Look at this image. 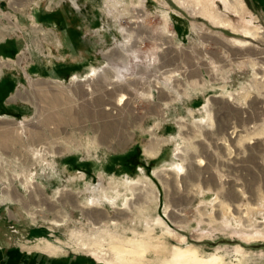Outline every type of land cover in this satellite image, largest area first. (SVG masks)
<instances>
[{"label": "rangeland", "instance_id": "374dc122", "mask_svg": "<svg viewBox=\"0 0 264 264\" xmlns=\"http://www.w3.org/2000/svg\"><path fill=\"white\" fill-rule=\"evenodd\" d=\"M0 32V264H264V0H0Z\"/></svg>", "mask_w": 264, "mask_h": 264}, {"label": "bare ground", "instance_id": "6f19581e", "mask_svg": "<svg viewBox=\"0 0 264 264\" xmlns=\"http://www.w3.org/2000/svg\"><path fill=\"white\" fill-rule=\"evenodd\" d=\"M242 2L239 1L235 4V11L237 13H239V11L242 9ZM228 6L230 7V3L228 2ZM213 14L215 15L214 17H218L220 18L219 20V23L221 25H224L225 27H229L231 28L233 31H244L246 34L245 35H253V36H259L261 33H263L261 30H260V27H256L255 25L252 26L251 28H247L245 30L239 28L238 26H236L233 21L228 18V17H225L222 15V12L221 11H213ZM137 16V15H136ZM135 16V17H136ZM261 37V36H259ZM235 41L240 44H243V45H247L248 43H250V41H245V40H240V39H236L235 38ZM235 42V43H236ZM166 48V47H165ZM172 70V69H170ZM166 72H170L169 70H167ZM165 72V73H166ZM170 73H173V72H170ZM164 74V71L162 72V75ZM116 77V76H114ZM118 77V75H117ZM118 79V78H117ZM82 80V79H81ZM113 81H115V79H113ZM158 83V82H157ZM114 86V84H113ZM113 86H108L107 89H111ZM157 88H161L160 86V83L157 85ZM84 87V86H83ZM92 91V89H89ZM87 90V91H89ZM94 90V89H93ZM91 93V92H90ZM93 93V92H92ZM93 95V94H92ZM151 95V94H150ZM100 103L102 105V108H101V112H100V117L102 118V122L101 125H102V129L103 131H106L108 133V135L112 138V139L108 136V135H99L101 136L99 141L100 142H103V143H111L113 139H116L121 142L120 138L117 137V134H116V129H117V123H116V120H117V117L114 116V112H106L105 110H110V109H116L117 105H121L123 103H125V96L122 95L118 100H117V105H114L112 102L108 103L109 106L106 108L105 107V102L100 99ZM99 103V104H100ZM211 104V102H210ZM106 108V109H105ZM205 108L207 110V112L209 113V118L207 120L211 121L212 118H211V106L209 104L205 105ZM118 109V108H117ZM100 111V110H99ZM88 115V114H87ZM94 125V124H93ZM8 127V126H7ZM99 127V126H98ZM120 128V127H119ZM118 128V129H119ZM6 129V127H5ZM5 129L4 132L5 134L1 135L2 139L3 140H6L9 139L12 135V132L8 133V130L6 131ZM101 129V130H102ZM23 130V129H22ZM22 130H21V133H22ZM92 130L94 131V129L92 128ZM96 131L98 129H95ZM19 130H16L14 131L13 130V134L16 135V132H18ZM29 131V130H27ZM31 132V131H30ZM19 134V133H18ZM23 134V133H22ZM21 134V135H22ZM106 134V133H105ZM116 141V140H115ZM120 144V143H119ZM158 147H159V144H153V145H150L149 147V151L150 153L152 154H155L158 150ZM34 152V151H33ZM201 163H203V161H201ZM175 169H177V172L180 173L181 171L184 172V165H180V164H177L175 163ZM182 174V173H181ZM136 183H139L142 184L143 186L146 187V184L148 182L144 181L143 179H139ZM138 185V184H137ZM157 200L158 198L156 196H154L152 198V200ZM92 204L95 205L97 203L100 202V199L99 198H93L92 200ZM226 204V209L228 210V213L234 215L236 214L237 210L236 211H231V206L230 204L224 200V199H221V203L220 205L221 206H224ZM177 206V205H176ZM233 208V207H232ZM178 210L175 212L176 215L177 214ZM179 213V212H178ZM224 214H226V211L224 212ZM170 219L174 222V223H177L179 225V223L181 222V220L179 219V217H172V214L169 215ZM224 220H227L226 222ZM156 223L163 227V228H166V232L167 233H170V234H173L176 238H180L182 241L186 240V238L184 236H181L180 234H178V232H176L172 227H170L168 225V223L161 217V216H157L156 218ZM211 222L213 221H216L218 222L217 218L212 215L211 216V220H209ZM219 221H223L225 224H231L230 221H228V217L226 215H224L223 217L220 218ZM232 225V224H231ZM244 227L246 229H249L251 228L252 229V232L253 230L256 231V233L258 234H264V229H257L258 227L256 226H253L251 225L250 223H248L247 225H244ZM250 232V231H249ZM260 236V235H259ZM263 236V235H262ZM256 237V236H255ZM251 238V236H247L245 237L246 240H249ZM253 239V238H252ZM257 239V238H256ZM131 242H134V240H132ZM122 243V241H121ZM121 243L117 244V245H113L111 248L115 254V257L118 258V259H122V258H127V257H131L132 255L134 256V254H138L139 256H143V254H145L146 252H148L150 249H151V246L150 245H147L144 241H136L134 243V245L132 246H123L121 247ZM127 243V242H126ZM160 243V242H159ZM239 249H236L237 252L241 255H244V251H243V247H238ZM155 251L158 253V254H163L166 258V264H228V262H226V258L222 257L221 255H214V256H211L210 258H201L199 257V255L196 253V252H192L191 255H189L186 251H183L181 248H177L175 249L172 253H171V257H168V251H167V248L166 247H162V246H159L158 247H154ZM190 250L192 251H196L195 248H192V247H189ZM159 256V255H158Z\"/></svg>", "mask_w": 264, "mask_h": 264}, {"label": "crops", "instance_id": "0c3cea01", "mask_svg": "<svg viewBox=\"0 0 264 264\" xmlns=\"http://www.w3.org/2000/svg\"><path fill=\"white\" fill-rule=\"evenodd\" d=\"M7 41H8L7 36L5 35L4 37V35L0 32V52L3 51V45H5V43L7 44ZM0 70H1L0 74L3 76V71L2 69ZM1 81H3V79Z\"/></svg>", "mask_w": 264, "mask_h": 264}]
</instances>
